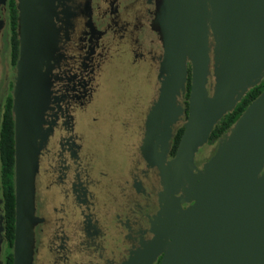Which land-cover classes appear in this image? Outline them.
Instances as JSON below:
<instances>
[{
  "label": "water",
  "instance_id": "water-1",
  "mask_svg": "<svg viewBox=\"0 0 264 264\" xmlns=\"http://www.w3.org/2000/svg\"><path fill=\"white\" fill-rule=\"evenodd\" d=\"M203 1L209 28L203 12L196 17L194 9L175 21L171 56L159 62L153 99L160 103V117L143 141L152 165L159 169L168 153L170 126L181 120L182 131L159 178L165 193L161 218L155 221L156 264H264V88L217 139L208 164L193 169L197 147L205 143L213 123L264 75V0ZM3 3L0 0V18ZM14 3L18 44L10 108L11 264H32L38 127L50 106L41 97L39 0ZM150 9L158 13L157 6ZM187 66L183 118L174 97L181 94L184 100ZM49 84L43 85L48 89ZM184 201L190 203L182 207Z\"/></svg>",
  "mask_w": 264,
  "mask_h": 264
},
{
  "label": "rangeland",
  "instance_id": "rangeland-1",
  "mask_svg": "<svg viewBox=\"0 0 264 264\" xmlns=\"http://www.w3.org/2000/svg\"><path fill=\"white\" fill-rule=\"evenodd\" d=\"M137 4L143 6L146 9L144 13L146 23L148 24V32L143 36L142 42L139 41L136 44L134 41L133 33L130 37L124 36V41L119 44V50L113 48L108 61L104 62L99 67L97 74H93L94 78L92 80V86L88 91L87 97L84 101V105L80 109L72 110L74 115L79 114V119L77 117L76 129L80 131V139L83 146H86L88 154V160H86V166L82 167L84 172L89 175L90 178H94L96 175L98 179L99 193L98 201L100 203H113L115 197H121V182L126 179L127 169L132 167V161L135 159L134 163L138 161L141 156L146 155L148 160L147 163L151 166L153 163L149 159L148 154L145 152V148L141 147L138 152L136 145H131L134 143V132L136 124L139 122L143 116L141 113L149 103L150 97L153 95L155 90L157 91V85L159 83V66L154 63L155 53L159 51L161 55L159 56L158 62L168 61L169 56H171V48L173 47L172 41L176 38L175 21L182 17V14L189 13L194 9L195 16H199V12H203L204 22L208 26L209 18L204 14L203 6H205V1L203 0H133ZM134 7H135V3ZM40 5V38H41V60H42V86H41V97L42 101L45 100L51 105L53 110L46 112L47 118L43 120V124L38 127V138L39 145L37 147L38 155L41 154L42 158L40 160V168L37 167L36 181L34 195L36 196V203L39 206L46 205L48 207L51 205L56 207V204L49 203V194L51 189L46 187V181L42 174V167H45L46 163V144L49 140L51 132L55 130L59 118L62 114H67L66 111L72 104H77L76 97L68 96V94L63 93L60 88V80L63 78L65 80L61 85L63 88H67V85H72L73 87H78L81 84V80L75 73L83 72L84 65L80 63L79 67L74 64V59L71 57L64 56L65 41H69V29L71 22L69 17L71 13L66 5V0H39ZM158 7V13L153 14L150 6ZM146 7V8H145ZM69 9V10H68ZM2 17L0 18V112L2 100L7 92L8 84H13L14 78V65L9 64L8 57V27H7V11L5 0L2 6ZM71 11V10H70ZM155 16V17H154ZM158 16V17H157ZM156 19V23L150 24L148 21L152 22V18ZM141 18V17H140ZM144 19V17H143ZM136 18L132 19L129 17V22L125 24L129 27L130 23L137 26ZM157 20L160 24L157 25ZM145 37V38H144ZM166 43H168L166 46ZM147 53L146 56L144 54ZM146 57L144 61H138L142 57ZM78 57V56H76ZM149 58V59H148ZM65 60L66 66L73 70H67L70 74L65 76L64 71L60 67V60ZM187 63V60H186ZM77 65V66H76ZM147 66V67H146ZM90 75V78L93 77ZM48 81L50 84L48 89L43 85ZM57 84V85H56ZM67 84V85H66ZM11 93V89H10ZM174 97V96H173ZM176 97L178 99H176ZM174 97V101L178 102L176 106L179 108V113L182 109V97ZM155 99V95L151 100ZM150 100V102H151ZM160 100V98H159ZM171 99L170 102L174 103ZM161 102V101H160ZM149 123L152 127L151 117L154 118V124L160 117L159 101L149 104ZM51 108V109H52ZM228 110V109H227ZM63 111V112H62ZM60 116H59V115ZM71 114V113H70ZM57 115L59 116L57 118ZM159 115V116H158ZM181 120H176L170 126L168 131V143L170 141V136L173 130L182 124ZM180 123V124H179ZM156 125V124H155ZM148 135H144V141ZM155 139L158 135L154 133ZM169 147V144L167 145ZM216 143L213 146H206L204 141L201 142L195 155L193 157V169L202 170V166L207 165L213 155ZM137 151H136V150ZM131 157V158H130ZM169 156L166 153L163 160L161 161L160 168L158 169L157 175L154 177V192L156 205L154 209L155 221H159L161 218V213L163 212L162 198L164 197L165 190L160 184V174L163 173L166 168ZM153 166V165H152ZM135 167L141 169L140 164H136ZM264 170V166L263 169ZM94 184V183H93ZM45 185V186H44ZM92 187L89 190L92 191ZM35 196H34V227L36 223L40 221V218L35 214ZM109 198L110 200H105ZM98 202V203H99ZM99 203V204H100ZM184 204H189V202L184 201ZM158 223V222H157ZM156 224V222H155ZM146 225V224H145ZM157 225L153 228L145 226L144 232L147 233V237L140 240L139 250H137L134 260L130 264H152L155 260V240L158 237L155 235V230ZM44 235H37L36 239H41L44 243ZM46 244V241H45ZM45 247H39V250L35 252V237L33 229V254H32V264L37 262L36 257L40 255V259H47L49 256H45ZM4 251V243L1 236V212H0V264L1 257ZM34 255V256H33ZM77 259V258H75ZM93 260V259H92Z\"/></svg>",
  "mask_w": 264,
  "mask_h": 264
},
{
  "label": "flooded vegetation",
  "instance_id": "flooded-vegetation-1",
  "mask_svg": "<svg viewBox=\"0 0 264 264\" xmlns=\"http://www.w3.org/2000/svg\"><path fill=\"white\" fill-rule=\"evenodd\" d=\"M66 5L71 10L68 9L71 13V26L69 41L64 43V56L72 57L78 67L83 63L84 70L75 73L81 80L78 87L66 84L67 88H63L64 85L61 84L67 83L66 78L57 82L60 83L59 90L76 97L78 101L68 108L67 114L61 115L46 144V163L41 171L46 187L49 185L48 188L51 189L49 203L56 204V207H48V203L37 205L34 195L35 214L40 218L34 227V254L39 247L44 246L45 256H49L41 260L39 255L35 264H130L139 250L140 240L147 237L145 226L156 225L155 218L153 219L156 205L153 188L158 169L150 166L146 161L147 156H141L142 151L139 150L144 147L145 133L149 136V104H153L151 99L155 92L146 108L141 111V123L136 124L132 130L135 140L131 145H136L141 153L140 159L135 163L134 159L132 167L127 169L126 179L121 182V197H115L113 206L98 201V179L96 175L90 178L87 169L86 173L82 169L89 158L86 152L88 148L82 145L80 131L76 129V116L78 119L80 116L74 115L72 110L84 105L83 100L92 86L93 74H97L99 67L108 61L113 48L114 51L119 50L121 41L126 42L124 36L130 37L134 32L136 44L142 42V35L150 29L145 20L148 16L144 15L146 9L133 0H66ZM129 17L136 18L137 26L133 23L129 27L125 25L129 22ZM146 55L147 53L144 54ZM160 55L159 51L155 53L156 66H159ZM144 56L138 61H144L147 65ZM66 62L61 59L59 65L65 76H69L67 70L73 69L66 66ZM90 75L93 77L90 78ZM51 108L50 105V112L54 107ZM182 108L184 111V100ZM58 115L57 118L60 116ZM181 116L185 118L184 113ZM151 120L154 124V119ZM180 126L182 124L173 130L171 138ZM168 156L171 157L169 154ZM37 158L40 168L41 154H37ZM138 163L141 169L135 167ZM89 187H92V191ZM186 205L181 203L182 207ZM37 235H44V243L41 239H36ZM158 259L159 256L152 264H156Z\"/></svg>",
  "mask_w": 264,
  "mask_h": 264
},
{
  "label": "trees",
  "instance_id": "trees-1",
  "mask_svg": "<svg viewBox=\"0 0 264 264\" xmlns=\"http://www.w3.org/2000/svg\"><path fill=\"white\" fill-rule=\"evenodd\" d=\"M7 27H8V57L9 64L14 65L17 55V38L15 33L16 9L14 0H6ZM186 82L184 92V115L186 113V96L189 86V68H186ZM264 88V75L260 80L249 87L235 104L225 111L212 125L205 140L206 146H213L217 139L239 117L248 103L253 100ZM0 112V212H1V236L4 243V251L1 257V264H11V245L13 236V138H12V117H11V84H8ZM182 127L174 132L168 154L172 156L177 144ZM158 262V261H157Z\"/></svg>",
  "mask_w": 264,
  "mask_h": 264
}]
</instances>
